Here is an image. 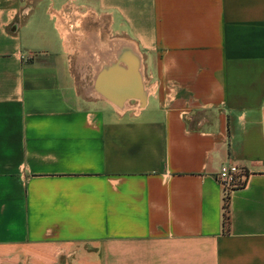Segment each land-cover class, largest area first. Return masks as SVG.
<instances>
[{
  "label": "crops",
  "instance_id": "crops-1",
  "mask_svg": "<svg viewBox=\"0 0 264 264\" xmlns=\"http://www.w3.org/2000/svg\"><path fill=\"white\" fill-rule=\"evenodd\" d=\"M0 264H264V0H0Z\"/></svg>",
  "mask_w": 264,
  "mask_h": 264
},
{
  "label": "built area",
  "instance_id": "built-area-1",
  "mask_svg": "<svg viewBox=\"0 0 264 264\" xmlns=\"http://www.w3.org/2000/svg\"><path fill=\"white\" fill-rule=\"evenodd\" d=\"M246 174L239 164L224 162L216 173V179L221 184L225 195L229 194L233 188L243 185L246 181Z\"/></svg>",
  "mask_w": 264,
  "mask_h": 264
},
{
  "label": "water",
  "instance_id": "water-1",
  "mask_svg": "<svg viewBox=\"0 0 264 264\" xmlns=\"http://www.w3.org/2000/svg\"><path fill=\"white\" fill-rule=\"evenodd\" d=\"M134 70V69H133ZM132 70V73H133V78L135 79V82H134V86H133V89L130 93V96L132 97H137V98H142V83H141V79L138 75V73L135 71Z\"/></svg>",
  "mask_w": 264,
  "mask_h": 264
},
{
  "label": "trees",
  "instance_id": "trees-1",
  "mask_svg": "<svg viewBox=\"0 0 264 264\" xmlns=\"http://www.w3.org/2000/svg\"><path fill=\"white\" fill-rule=\"evenodd\" d=\"M230 224V215H229V194H225L224 203H223V227L226 230Z\"/></svg>",
  "mask_w": 264,
  "mask_h": 264
},
{
  "label": "bare ground",
  "instance_id": "bare-ground-1",
  "mask_svg": "<svg viewBox=\"0 0 264 264\" xmlns=\"http://www.w3.org/2000/svg\"><path fill=\"white\" fill-rule=\"evenodd\" d=\"M110 41V40H109ZM117 45H111L110 43L108 44V49H110V51H114L115 50V47H116ZM119 47V48H118ZM117 48L119 49V51L120 52H123V53H125L123 56H124V58L125 59H127L126 57H127V54L129 53V52H131V49L130 48H128L127 46H123V47H121V43L120 44H118V46H117ZM97 51H99V50H97ZM96 52V51H95Z\"/></svg>",
  "mask_w": 264,
  "mask_h": 264
}]
</instances>
